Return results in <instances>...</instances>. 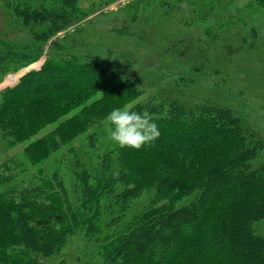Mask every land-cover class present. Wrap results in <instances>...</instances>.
Here are the masks:
<instances>
[{"label":"trees","instance_id":"trees-1","mask_svg":"<svg viewBox=\"0 0 264 264\" xmlns=\"http://www.w3.org/2000/svg\"><path fill=\"white\" fill-rule=\"evenodd\" d=\"M115 1L3 0L32 42L0 38V74L39 61L96 3ZM155 1L168 13L184 0ZM126 104L149 112L159 138L139 150L101 148L99 125ZM19 146L20 157L0 161V264H67L52 259L78 235L94 264H264V236L254 229L264 219V163L255 165L264 140L229 108L148 92L143 77L55 42L39 69L0 91V158ZM64 148L70 179L46 167ZM147 193L150 203L132 212Z\"/></svg>","mask_w":264,"mask_h":264},{"label":"rangeland","instance_id":"rangeland-1","mask_svg":"<svg viewBox=\"0 0 264 264\" xmlns=\"http://www.w3.org/2000/svg\"><path fill=\"white\" fill-rule=\"evenodd\" d=\"M138 1L96 3L84 20L48 42L39 61L17 73L0 74V91L13 86L29 70L39 69L56 42L66 52L97 59L126 78L143 77L148 92L171 90L187 100L229 108L245 118L264 140V4L184 0L166 13L155 0H142L141 5ZM92 2L82 0L86 7ZM8 11L0 0V38L20 46L31 43L29 27L17 25ZM208 28L213 33L208 34ZM108 129L107 122L99 125L103 149L113 143ZM84 142L80 137L74 145L81 150ZM21 152L22 146L3 149L0 161L20 157ZM70 159L64 148L46 167H60L70 179ZM262 163L264 150L255 165ZM150 197L151 193L143 195L132 212L146 207ZM254 229L264 236V219L256 222ZM85 244L81 235L72 238L52 262L65 259L67 264H94L95 251L92 247L83 250Z\"/></svg>","mask_w":264,"mask_h":264},{"label":"clouds","instance_id":"clouds-1","mask_svg":"<svg viewBox=\"0 0 264 264\" xmlns=\"http://www.w3.org/2000/svg\"><path fill=\"white\" fill-rule=\"evenodd\" d=\"M106 121L111 125L109 138L121 148L130 147L139 150L144 145H151L159 138L160 132L149 112L132 110L131 104L113 109Z\"/></svg>","mask_w":264,"mask_h":264},{"label":"built area","instance_id":"built-area-1","mask_svg":"<svg viewBox=\"0 0 264 264\" xmlns=\"http://www.w3.org/2000/svg\"><path fill=\"white\" fill-rule=\"evenodd\" d=\"M14 78H15V77H12L11 80H12V81H15L16 79H14Z\"/></svg>","mask_w":264,"mask_h":264}]
</instances>
